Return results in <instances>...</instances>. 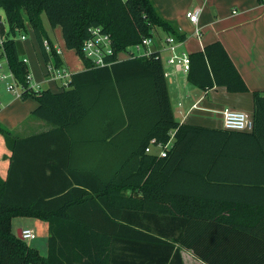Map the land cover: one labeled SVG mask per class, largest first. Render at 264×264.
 I'll return each mask as SVG.
<instances>
[{"label":"trees","instance_id":"trees-1","mask_svg":"<svg viewBox=\"0 0 264 264\" xmlns=\"http://www.w3.org/2000/svg\"><path fill=\"white\" fill-rule=\"evenodd\" d=\"M0 8L9 28L2 42L8 67L21 88V97L37 100L31 114L50 125L48 130L18 136L0 123L10 150L7 173L0 176V264H182L174 247L175 241L183 243L180 237L166 241L130 226L127 212L121 209L148 212L150 197L154 211L157 203L191 201L201 208L190 212L191 218L211 220L214 214L206 209L212 207L215 197L183 194L180 200V193L169 188L171 177L184 172L211 184L217 174L226 171H264L260 128L264 94L252 92L251 131L180 124L173 117L158 52L97 67L84 56L81 42L96 25L110 34L115 53L152 35L155 29L185 40L186 35L162 17L152 0H0ZM43 13L51 27L61 28L64 43L85 66L71 73L68 86L56 92L30 87L28 66L15 38L28 25L43 61L60 65L55 48L47 50L42 44L48 38ZM0 32L5 33L1 21ZM188 55L187 81L193 86L203 91L213 86L225 87L229 93L249 91L220 41ZM82 132L87 134L80 137ZM119 138L126 145L120 147ZM151 138L163 145L172 140L165 157L145 151ZM206 141L212 142L211 148L202 146ZM79 143L88 144L89 151H81ZM194 159L203 163L199 169L188 164ZM231 185L243 190L261 182L250 178ZM135 186L142 189L141 198L124 193L125 188ZM170 192L176 194L170 197ZM252 195L258 201V194L237 191L229 203L241 207L254 200ZM18 216L47 222L46 254L12 230V219Z\"/></svg>","mask_w":264,"mask_h":264},{"label":"crops","instance_id":"crops-1","mask_svg":"<svg viewBox=\"0 0 264 264\" xmlns=\"http://www.w3.org/2000/svg\"><path fill=\"white\" fill-rule=\"evenodd\" d=\"M152 1L162 17L175 23L179 31L186 35V39L179 42V50L190 54L202 50L205 45L213 41H220L244 83L249 87L247 92L229 93L225 87L220 86H213L203 91L190 84L187 76L179 73L172 77L171 82L166 80L174 119L180 124L188 123L214 130L223 129L221 112L225 108L242 110L253 117L252 92L258 91L264 94L263 2L260 0ZM194 7L200 8L198 34L195 33V25L191 24L185 16L186 11ZM43 14L41 15L42 24L48 39L54 47L59 49L57 54L62 60L60 65L65 66L70 74L81 71L85 68L84 63L75 60L74 57L78 56L74 49L68 48L64 43L61 28L51 27L48 19L44 20ZM26 28L25 33L32 34L33 38H27L26 34L21 33L24 34V38L20 37L19 42L21 56L26 59L31 84L41 89L49 88L53 92L60 91L63 88L60 81L45 75V61L42 59L39 44L36 42L32 29L28 25ZM165 34L158 29L153 30L155 49L161 46L160 40ZM36 49L40 53L39 58ZM0 52L8 65L2 49ZM68 52L73 53L74 56L68 55ZM122 52H118V59L128 57L125 53L119 56ZM165 66L163 61V67ZM36 105L37 100L34 97L23 98L20 94L13 93L7 88L6 81L0 79V123L11 129L14 134L28 136L49 129V123L31 114V110ZM193 105L196 107L192 108ZM260 128L264 133V117L261 118ZM140 132L141 130H137V133ZM86 134L87 132H82L80 137ZM116 142L120 147L126 145L124 138H119ZM261 143L264 148V139ZM202 146L211 148L212 142L206 141V145L202 144ZM83 148L86 153L89 151L88 144L84 143V147L80 144L81 151ZM158 151L159 148L151 144L150 150L146 152L158 156ZM9 155L10 150L0 133L1 177H5L7 173ZM188 164L199 169L203 163L199 159H194ZM158 171L160 172V169ZM250 178H258L261 185L243 187V190H237L231 185L236 180L244 183ZM210 183L203 182L200 176L182 172L180 175L171 177L169 188L180 193V200L183 194L194 196L204 194L215 197L212 200V207L206 209L214 214L211 220L191 218L188 215L190 212L195 213L201 210L198 206H193L191 201H183V205H170L167 202L166 204H169L167 207H165L166 204L159 203L158 206L157 203L156 211H154L152 208L155 204L151 201V197L147 199L150 209L148 212L140 209L133 211L121 209V212H127L130 226L147 230L166 241H173L180 237L183 243L175 241L174 247L179 251L182 264H264V171L247 174L226 171L225 174H217ZM237 191L258 194V201L257 195L256 197L252 195L250 197L254 200L241 207L229 203ZM124 193L133 198L143 196L142 189L138 186L125 188ZM172 194L176 193L170 192L169 196L171 197ZM162 210L165 211L161 212ZM169 212L175 213L176 216H171ZM22 217L28 218L27 220H30L34 226L42 228L47 239L46 221L37 217ZM46 252L47 250L42 254Z\"/></svg>","mask_w":264,"mask_h":264},{"label":"built area","instance_id":"built-area-1","mask_svg":"<svg viewBox=\"0 0 264 264\" xmlns=\"http://www.w3.org/2000/svg\"><path fill=\"white\" fill-rule=\"evenodd\" d=\"M264 4V0H262ZM200 12L199 7H194L193 9L187 10L185 13L186 18L190 21L191 24L195 25V33L198 34V15ZM153 33V31H152ZM21 38H24V34H21ZM5 36L0 32V47L3 52V45L2 42ZM161 46L158 49H155L153 44L155 40L153 39V34L147 37H143L140 42L132 44L138 51L134 52L133 50H129L128 48L124 50V53L129 57L131 55H145L149 54L150 52H158L165 53V58L161 55L162 61L165 62L166 66L163 67L164 77L168 82L172 81V77L176 76L179 73L184 74L187 76L188 70L190 67V57L189 55L178 49V45L180 40H176L171 35L165 34L161 37ZM82 52L85 57L91 59L94 66H105L112 64L115 59H118V52L115 53L113 49V45L111 42V36L108 32L102 29V26L96 25L89 28V35L82 40ZM45 49L50 50L51 46L54 47L48 40V38H44L42 41ZM56 47V46H55ZM54 47V48H55ZM130 47V46H129ZM56 52L59 53V49L55 48ZM4 54V52H3ZM114 56V58H112ZM26 59L23 58V61ZM45 75L59 80L61 86H67L70 78V71L66 69V67L62 65H56L54 61L47 60L45 62ZM27 80L29 81L30 87L37 89L30 82V74L26 75ZM0 79L6 81V86L9 90L13 93L20 94L21 88L18 87L16 79L12 72H3L0 71ZM196 105H193L192 108H195ZM221 121H222V128L227 131H241V132H248L251 131L254 127V120L252 119L250 114L246 112L234 108H225L221 112ZM149 145L146 146L145 151L150 150V145L154 144L159 148L158 156L165 157L167 149L171 145V140H169L164 145L158 143L154 138H151L149 141ZM21 237L25 240L33 239L36 236L35 230L31 227H21Z\"/></svg>","mask_w":264,"mask_h":264},{"label":"rangeland","instance_id":"rangeland-1","mask_svg":"<svg viewBox=\"0 0 264 264\" xmlns=\"http://www.w3.org/2000/svg\"><path fill=\"white\" fill-rule=\"evenodd\" d=\"M43 18H44V20L46 19V21H47V16H46V14H43ZM0 21L2 22V26H3V28L5 29V33H4V35H7V33H8V30H9V28H8V24H7V21H6V18H5V13L3 12V10L0 8ZM159 30V29H158ZM24 33V32H23ZM20 34H21V31H17L16 32V35H15V38H17V39H19L20 38ZM24 34H26V33H24ZM27 35V38H33V35L32 34H29L28 35V33L26 34ZM22 41V40H21ZM153 46H155L154 44H153ZM128 49L130 50H133L134 52H137L138 50L135 48V47H133L132 45H130V47H128ZM0 50H1V47H0ZM1 53V52H0ZM36 53L38 54V58H39V55H40V53H39V51L36 49ZM122 54H124V51L122 52V53H119V56L120 55H122ZM68 55H70V56H74V54L73 53H71V52H68ZM160 55L163 57V58H165V53L164 52H162V53H160ZM77 56V55H76ZM75 58V60L76 61H78L79 62V60L80 61H82L83 62V60H81V58H79V57H74ZM78 58V59H77ZM4 58H3V55H2V53H1V55H0V63H1V65H0V71H3V72H8L9 71V67H8V65H6V63L4 62V60H3ZM3 62V63H2ZM28 218H26V217H22V216H18V217H14L13 218V221H12V230H14L16 233H17V228H18V226H25V227H31L33 230H35V232H36V236H35V238H33V239H27L26 241H27V243L28 244H30V245H32V246H37L38 247V249H39V251L41 252V253H45V251L48 249V247L46 246V244H45V242H46V233H45V231H43V229L41 228H39V227H37V226H34L33 225V223H31L30 222V220H27ZM46 248V249H45ZM47 253V252H46Z\"/></svg>","mask_w":264,"mask_h":264},{"label":"water","instance_id":"water-1","mask_svg":"<svg viewBox=\"0 0 264 264\" xmlns=\"http://www.w3.org/2000/svg\"><path fill=\"white\" fill-rule=\"evenodd\" d=\"M17 236L21 237V230H20V227L17 228Z\"/></svg>","mask_w":264,"mask_h":264}]
</instances>
